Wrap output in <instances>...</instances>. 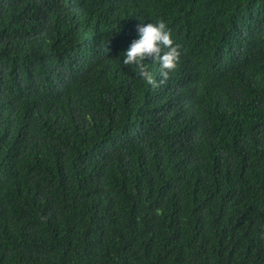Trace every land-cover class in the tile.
I'll return each instance as SVG.
<instances>
[{
    "label": "trees",
    "instance_id": "obj_1",
    "mask_svg": "<svg viewBox=\"0 0 264 264\" xmlns=\"http://www.w3.org/2000/svg\"><path fill=\"white\" fill-rule=\"evenodd\" d=\"M0 264H264V0H0Z\"/></svg>",
    "mask_w": 264,
    "mask_h": 264
},
{
    "label": "clouds",
    "instance_id": "obj_2",
    "mask_svg": "<svg viewBox=\"0 0 264 264\" xmlns=\"http://www.w3.org/2000/svg\"><path fill=\"white\" fill-rule=\"evenodd\" d=\"M136 31L137 38L121 53L123 65L134 66L136 75L153 88H158L178 68L182 45L176 43L171 28L162 19L137 24ZM146 59L158 66L156 74L149 70Z\"/></svg>",
    "mask_w": 264,
    "mask_h": 264
}]
</instances>
